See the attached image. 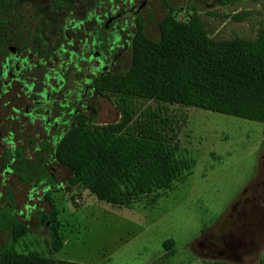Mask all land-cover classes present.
<instances>
[{
    "label": "rangeland",
    "instance_id": "obj_1",
    "mask_svg": "<svg viewBox=\"0 0 264 264\" xmlns=\"http://www.w3.org/2000/svg\"><path fill=\"white\" fill-rule=\"evenodd\" d=\"M59 1L64 4L73 0H0V62L8 47L36 50L41 54L52 50L53 43L48 41L38 42V47H27L32 23L35 22L40 30L35 36L37 40L42 35L48 36V28L57 19L73 18L67 15L64 7L57 14L50 13L48 7ZM151 1V8L141 16L149 19L144 31L134 35L116 71L96 85L98 96L93 103L96 112L92 121L78 119L75 126L69 128L71 134L65 129V134L60 136L61 140L65 138L58 156L67 161L72 147L84 132L119 123L121 108L131 105L135 114L130 124L152 120L154 114L166 120L164 128L168 130L171 143H176L180 154L191 162L189 172L184 171V180L176 183L172 191L152 206H149L151 198H142L131 209L99 201L81 183L71 184L69 170L55 159L49 170L55 182L62 185L56 188L54 183L43 200L42 191L32 188L31 184L37 183L41 174L45 152L37 155L32 153L33 144H19L20 148L30 150L26 155H30L31 161L29 170L21 172L24 182L9 176L13 210L22 213L11 224L3 218L0 259L3 253L13 252L83 264H191L195 256L202 259L219 256L212 248L199 250L196 247L194 240L201 232H208L211 239L224 227L230 229L227 231L233 229L234 233L240 224L237 222L245 215L248 223L260 225L254 223L260 215L258 207L262 206L256 197L261 192L257 190L264 184V140L260 123L142 97L124 102V96L136 86H148L146 71L153 59V46L161 44L168 32L183 28L201 43L223 47L234 40L252 41L264 24V0L226 4L200 0ZM75 11H80L79 7ZM103 12L104 5H100L99 15ZM49 21L52 24L46 26ZM224 57L222 50L219 60ZM33 62L37 63V57L31 58ZM46 66L56 68V58L46 60ZM192 72L201 80L209 81L208 71L200 67L189 71L176 63L169 67L167 76L169 80H185ZM7 93L0 104L4 113L13 103L21 105L16 101V91ZM38 130L34 126L26 129L30 133ZM57 143L53 144L54 148ZM4 183L3 187L0 184V191L4 189V193H8L9 187L4 188ZM52 209L53 215L47 218ZM231 215L238 220L224 223ZM221 217L224 224L219 225ZM53 229L63 239L58 252L52 250L50 232ZM166 240L175 245L172 256H166L162 248ZM249 240L236 258L220 255L221 259L232 260L228 264H264V231L258 230L245 242Z\"/></svg>",
    "mask_w": 264,
    "mask_h": 264
},
{
    "label": "trees",
    "instance_id": "obj_2",
    "mask_svg": "<svg viewBox=\"0 0 264 264\" xmlns=\"http://www.w3.org/2000/svg\"><path fill=\"white\" fill-rule=\"evenodd\" d=\"M200 1L226 4L239 0ZM153 49V59L146 71L148 86L134 87L124 96V102L142 97L258 122L264 140V24L254 40H234L224 47L201 43L198 37L179 28L168 32ZM222 50L225 57L220 61ZM174 63L189 71L193 67L208 71L209 81L201 80L194 72L185 80H169L167 71ZM120 113L119 123L84 132L67 161L58 156L65 137L59 139L54 149L55 159L69 170L71 184L81 183L99 201L132 209L142 198H151L149 206H152L184 180L183 173L190 169L191 162L180 154L176 143H171L164 128L166 120L154 114L152 120L130 124L135 114L131 105L121 108ZM158 124L161 127L157 128ZM50 213L47 218L53 215V209ZM50 236L52 250L58 252L63 239L56 229L51 230ZM162 248L166 256L175 253L171 240L164 241ZM0 264L83 263L7 252L3 253Z\"/></svg>",
    "mask_w": 264,
    "mask_h": 264
},
{
    "label": "flooded vegetation",
    "instance_id": "obj_3",
    "mask_svg": "<svg viewBox=\"0 0 264 264\" xmlns=\"http://www.w3.org/2000/svg\"><path fill=\"white\" fill-rule=\"evenodd\" d=\"M151 4V0H73L64 4L55 2L48 7L50 13L57 14L64 7L67 15L73 18L67 21L60 18L54 24L49 21L46 26L50 23L52 26L48 28V36L42 35L37 40L35 36L40 30L35 22L32 23L27 47H38V42L48 41L53 43L52 50L41 54L36 50H21L19 47L6 49L0 62V104H3L2 100L8 94L7 91L14 90L16 101L27 105L22 107L13 103L6 113L0 107V184L3 187L5 182L4 188L9 187L8 193H4V189L0 191V227L4 217L11 224L22 213L13 210L12 188L9 183V176L24 182L21 172L29 170L31 158L26 154L30 150L19 146L33 144L32 153L38 155L45 152L41 174L37 177V183L31 184L32 188L38 187L42 191L41 198L44 200V195L54 183L57 184L56 188L62 185L55 182L49 170V166L55 162L53 144L70 127L75 126L78 119L92 121L96 112L93 103L98 96V81L116 71L117 63L129 50L134 35L144 31L143 27L149 19H142L141 16L151 8ZM100 5H104L101 15ZM76 7L80 11L74 12ZM32 57H37V63H31ZM53 57L57 60V67L48 68L46 60H52ZM33 126L39 130L32 133L26 131ZM263 188L264 184L257 190L263 195L259 193L256 196L262 205L258 207L260 215L257 224L260 225L257 227L248 223L245 215L244 219H239L241 222L237 225L238 230L234 233L228 231L217 239L223 244L222 247L217 248L210 236L205 237L209 248L236 258L238 251L250 243L251 240L245 242L248 236L258 230L264 231ZM32 195L31 193L30 196Z\"/></svg>",
    "mask_w": 264,
    "mask_h": 264
},
{
    "label": "crops",
    "instance_id": "obj_4",
    "mask_svg": "<svg viewBox=\"0 0 264 264\" xmlns=\"http://www.w3.org/2000/svg\"><path fill=\"white\" fill-rule=\"evenodd\" d=\"M257 190V189H256ZM256 190H254V192L256 191ZM239 199V198H238ZM234 205H232V207H233ZM231 207V206H230ZM224 217V216H223ZM223 217H221L220 219H219V221H218V224L219 225H221V224H224V223H227L228 224V222L230 223V224H232V223H235L238 219H232V217H233V215H231V217H229L230 218V220H224L223 222H222V220H223ZM234 218V217H233ZM241 221H238L237 223H240ZM257 223V220H255L254 221V223ZM244 223V222H243ZM247 223V222H246ZM251 223V222H250ZM219 225H217V226H219ZM238 225V224H237ZM221 229V228H220ZM229 228L228 227H224V228H222L218 233H217V235L216 236H214L213 237V240L215 241V243H216V246H217V248H220V247H222V243H220L217 239L220 237V235L222 234L223 236L225 235V234H227L228 233V230ZM230 230V229H229ZM231 232L233 233V229L231 230ZM207 236H210L211 237V235H209V233L208 232H205L204 231V233L203 232H201V234L199 235V237L196 239V240H194V242H196V247L200 250V249H206L207 247H209V245H208V243H206V241L204 240L205 239V237H207ZM217 240V241H216ZM194 242H192V244L194 243ZM191 244V245H192ZM221 250V249H220ZM214 252V251H213ZM217 254L219 255L218 257H212V258H200L199 256H195L192 260H191V264H228V263H232L231 261L232 260H226V259H221V257L222 256H220V255H223V254H220L218 251H217Z\"/></svg>",
    "mask_w": 264,
    "mask_h": 264
},
{
    "label": "built area",
    "instance_id": "obj_5",
    "mask_svg": "<svg viewBox=\"0 0 264 264\" xmlns=\"http://www.w3.org/2000/svg\"><path fill=\"white\" fill-rule=\"evenodd\" d=\"M76 202H77V200H76Z\"/></svg>",
    "mask_w": 264,
    "mask_h": 264
},
{
    "label": "water",
    "instance_id": "obj_6",
    "mask_svg": "<svg viewBox=\"0 0 264 264\" xmlns=\"http://www.w3.org/2000/svg\"><path fill=\"white\" fill-rule=\"evenodd\" d=\"M99 76H101V75H99Z\"/></svg>",
    "mask_w": 264,
    "mask_h": 264
}]
</instances>
